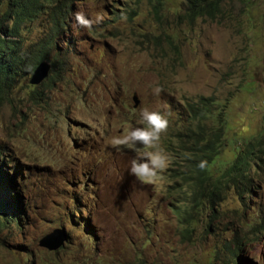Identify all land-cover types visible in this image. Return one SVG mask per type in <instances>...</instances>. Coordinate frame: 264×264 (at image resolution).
I'll list each match as a JSON object with an SVG mask.
<instances>
[{
  "label": "rangeland",
  "instance_id": "obj_1",
  "mask_svg": "<svg viewBox=\"0 0 264 264\" xmlns=\"http://www.w3.org/2000/svg\"><path fill=\"white\" fill-rule=\"evenodd\" d=\"M182 4L163 0L154 14L149 0L75 2L64 31L71 50L55 80L41 87L51 71L37 84L27 75L9 89L0 105V165L20 206L17 224L0 227V264H225L233 240L236 264H264V155L244 206L227 193L220 219L207 224L204 207L181 219L187 187L174 183L171 163L142 182L129 171L136 152L111 147L145 126V108L168 116L163 147L171 128L185 124L184 104L209 95L227 98L214 171L264 133V0H223L213 20L193 23L180 17ZM56 228L61 245L39 246Z\"/></svg>",
  "mask_w": 264,
  "mask_h": 264
},
{
  "label": "trees",
  "instance_id": "obj_2",
  "mask_svg": "<svg viewBox=\"0 0 264 264\" xmlns=\"http://www.w3.org/2000/svg\"><path fill=\"white\" fill-rule=\"evenodd\" d=\"M78 1L0 0V105L13 84L29 75L41 60L49 62L51 71L41 87L55 80L71 50L68 46L70 39L68 36L64 38V31L73 5ZM149 1L153 13H157L163 0ZM222 1L183 0L180 17L187 23H193L197 18L213 20L220 13ZM39 17L42 18V28L34 40H29L32 22ZM60 38L65 45L63 49L56 45ZM226 106L227 98L219 103L213 95L199 96L196 101L185 103L182 110L185 124L171 128L172 136L163 142V148L172 158V166L168 169L170 176L174 183L180 180L187 187V205L180 215L182 220H191L192 212H199V208L204 207L207 224L218 221L221 213L216 210L227 193L239 200L243 207V199L253 191L254 167L263 163L264 133L246 140L221 170L211 168L221 148ZM201 161L206 162L203 169L199 167ZM16 171L14 169V173ZM10 178L13 177H9L0 165V227L6 222H18L20 202H15L14 194H11ZM230 246L226 247L229 258L225 264H236L240 246L235 240Z\"/></svg>",
  "mask_w": 264,
  "mask_h": 264
},
{
  "label": "clouds",
  "instance_id": "obj_3",
  "mask_svg": "<svg viewBox=\"0 0 264 264\" xmlns=\"http://www.w3.org/2000/svg\"><path fill=\"white\" fill-rule=\"evenodd\" d=\"M76 21L83 27L90 28L92 25V21L82 13L76 14ZM161 91L162 88L158 85L153 88L156 95ZM141 121L144 127H135L126 131L123 136L114 137L111 147L128 148L136 152L137 155L130 164V174L142 182H150L171 163L172 158L160 144L161 134L166 133L169 127V119L160 111L145 108L141 112ZM138 145H142L146 150L141 151ZM205 166L206 162L201 161L199 167L203 169Z\"/></svg>",
  "mask_w": 264,
  "mask_h": 264
},
{
  "label": "water",
  "instance_id": "obj_4",
  "mask_svg": "<svg viewBox=\"0 0 264 264\" xmlns=\"http://www.w3.org/2000/svg\"><path fill=\"white\" fill-rule=\"evenodd\" d=\"M48 72L49 62L47 60H41L34 66L31 73L29 74L28 82L30 84H37L47 77ZM132 101L133 106H136L137 100L135 95H132ZM64 239V234L61 232L60 229L56 228L44 235L38 241V245L46 248L47 250H53L60 246Z\"/></svg>",
  "mask_w": 264,
  "mask_h": 264
}]
</instances>
